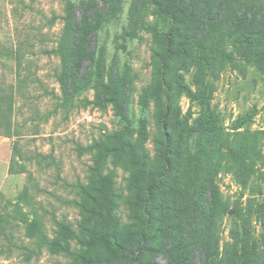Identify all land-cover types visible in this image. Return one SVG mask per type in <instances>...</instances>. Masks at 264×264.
Listing matches in <instances>:
<instances>
[{"label":"rangeland","instance_id":"1","mask_svg":"<svg viewBox=\"0 0 264 264\" xmlns=\"http://www.w3.org/2000/svg\"><path fill=\"white\" fill-rule=\"evenodd\" d=\"M71 1L0 0V264H264V0Z\"/></svg>","mask_w":264,"mask_h":264},{"label":"trees","instance_id":"2","mask_svg":"<svg viewBox=\"0 0 264 264\" xmlns=\"http://www.w3.org/2000/svg\"><path fill=\"white\" fill-rule=\"evenodd\" d=\"M155 6L157 7L159 13L161 15H165L166 18H168L169 21V31L167 36V46L165 48V52L162 55L163 63H165L168 58H170L173 55L174 49L172 46V33L176 32L177 30V24L182 22V20L189 18V9L185 3L184 0H152ZM67 16H65L66 19V30L63 38V42L61 44V49L64 47V43L66 40L70 37L71 33L76 32L78 35L80 34L81 30L84 31L85 29H88L89 22H86L84 24H81L78 28L76 27L75 21H74V2L71 0H67ZM91 25V24H90ZM190 37L186 36L182 39L179 51L184 54H188V48L187 44L185 43L186 40H189ZM75 50V49H74ZM78 50H84L83 48H79ZM84 53L87 55L86 51L84 50ZM106 89L110 91L112 94V101L115 103L119 114H124V107L121 102V86L118 84L115 85H107ZM159 185V182L157 183H150L148 186V197L146 199V205H148L151 202L152 196L154 194V191L157 189ZM95 190L98 194V196L101 199V208L104 212V223L107 226H113L114 229L107 230L105 233H97L94 238L98 239L100 242H106L108 243L109 247L115 251L120 252L122 248V241L118 237L116 233V225H117V215L114 212V196H115V189H114V179L111 174H107L103 176L98 184L95 186ZM23 196L27 195V190L25 189L22 192ZM147 208V206H146ZM1 233L4 232V227H0ZM51 244H55L54 241L50 242ZM142 247V246H141ZM213 251L211 250V247L207 248L205 251V259L204 264H214L215 259L213 256Z\"/></svg>","mask_w":264,"mask_h":264}]
</instances>
